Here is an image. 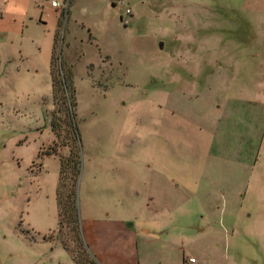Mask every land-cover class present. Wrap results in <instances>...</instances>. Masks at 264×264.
Instances as JSON below:
<instances>
[{"label": "rangeland", "instance_id": "rangeland-1", "mask_svg": "<svg viewBox=\"0 0 264 264\" xmlns=\"http://www.w3.org/2000/svg\"><path fill=\"white\" fill-rule=\"evenodd\" d=\"M71 1L70 13H74L84 25L65 23L66 28L63 25L62 33L58 31L57 34L56 55L60 52V58L67 62L65 52L67 42L71 40L68 51L76 87L80 141L73 137V125L67 110L53 113L58 108L53 95L47 99L46 110L41 102V98L50 93L47 60L40 62L35 75L24 68L0 69V264H96L80 239L74 212L66 211L65 206L72 199L68 195L77 186L80 211L82 156L79 175L74 166L78 147L81 146L84 163L87 160L84 156L91 146L115 143L117 133L122 129L120 118L139 116L143 108L148 107H153L157 113L158 95L153 90L160 89L166 83L165 79L179 75L183 80L180 88L187 83L205 81L207 73L199 71L201 67L206 68L201 65H205V59L199 55L207 49V36L215 37L212 49L215 55L228 51L230 37L238 40L235 45L244 49L242 54H249L248 57L240 56V59H253L254 52L264 53V25L258 21L259 15L244 8V0H124L132 10L130 14H125L126 5L118 0L116 5L112 4L115 0H70V5ZM160 42H163L162 48ZM222 68L212 70L213 81L226 80L232 75L230 71L223 72ZM252 68L251 74L244 73L252 75L246 81L251 84L264 81V67ZM253 88L246 89L248 96L255 95L257 90ZM185 90L194 91L199 96L208 91ZM260 90L264 99V89ZM211 94L219 99L222 90L215 88L210 90ZM144 99H155L156 104L148 106ZM249 109L246 103L245 111L242 107L239 115L243 116ZM225 114L233 123V115L229 111ZM246 117L247 129L253 128L249 115ZM45 119L50 126L55 119L58 127L57 132L52 129L56 139L41 152H59L61 149L59 153L65 161L58 187L62 199V224L49 234L50 239L62 247L51 241H30L27 236L28 228L43 232L53 228L56 222L55 217L50 218L48 214L43 220L37 217L25 197L24 161L32 156L41 141L31 129L40 126ZM155 122L158 121L152 120L149 132L152 134L149 136L151 144L158 143V131L153 127ZM127 123L124 122L125 128ZM134 123L135 130L130 128L131 132L137 138H147V134L143 137V123ZM131 124L129 122L128 127ZM257 128L264 133V115L257 122ZM237 129L233 126L223 138L229 150L243 138L238 136ZM217 140L212 146L215 155H219ZM25 141H29L27 146H20ZM134 143H137L136 139ZM258 149V162L247 176L246 185L241 186L243 195L240 200L227 201L219 195L214 196L210 201L215 209L226 213L214 218L215 223L212 218L201 217V214L189 218L191 222L215 225L217 238L213 243L221 244L220 252L226 256L224 260L228 264H264V140L258 144ZM199 158L205 162L213 161L205 153H199ZM27 190H31L29 185ZM27 205L30 206L27 208ZM234 207L240 210L234 212ZM187 248L186 260L193 251L192 247ZM216 257L215 254L209 255L211 261H216Z\"/></svg>", "mask_w": 264, "mask_h": 264}, {"label": "crops", "instance_id": "crops-1", "mask_svg": "<svg viewBox=\"0 0 264 264\" xmlns=\"http://www.w3.org/2000/svg\"><path fill=\"white\" fill-rule=\"evenodd\" d=\"M56 1L61 4L59 7L52 6L50 0H0V69L24 68L35 75L40 62L47 60L51 86L50 93L41 98L45 110L47 99L52 97L51 57L56 34L62 33L65 23L84 25L70 13L72 1L71 5L70 0ZM118 1L127 5L124 0ZM64 2L68 4L67 9L63 7ZM117 3L115 0L112 4ZM244 8L259 15L258 21L264 25V0H244ZM209 36L205 53L199 55L205 59V65H201L206 68L199 69L207 73L205 81L184 83L186 86L180 88L183 80L179 75L165 79L160 89L153 90L158 95L157 113L153 107H148L143 108L139 116L120 118L122 129L115 143L91 146L84 163L80 146V234L98 264H228L220 252L221 244L213 243L217 238L215 225L191 222L189 218L201 214L215 223L214 218L226 213H219L210 200L219 195L222 200L237 202L243 195L241 186L246 185L247 176L257 164L258 144L264 140L263 131L257 128V122L264 115L260 90L264 89V81L251 84L246 80L252 75L244 73L251 74L254 66L264 67V53L254 52L251 56L255 58L240 59L249 54H242L244 49L235 45L238 40L230 37L228 51L215 55L212 51L215 37ZM68 50L65 60L72 64ZM217 67H223V72L230 71L232 75L226 80L213 81L211 73ZM252 87L257 91L249 97L246 89ZM191 88L208 91L203 93L205 96H199L185 90ZM215 88L222 90L219 99L210 95V90ZM143 101L148 106L156 104L155 99ZM246 103L250 112L240 116V109L244 107L245 111ZM228 111L235 118L231 120L233 123L226 117ZM246 114L253 128L247 129ZM152 120L158 121L153 124L158 131V143L154 144L149 139ZM125 121L128 122L126 128ZM135 121L143 123V137L147 134V138H137L131 132L130 128L135 130ZM129 122H132L131 127H128ZM39 125L31 129V133L41 141L32 156L24 161L25 197L37 217L43 220L48 214L50 218L55 217L56 222L53 228L43 232L28 228L27 236L30 241H51L61 246L48 238L58 229L60 221L61 149L39 156L40 151L56 139L46 119ZM233 126L243 138L229 150L223 138ZM99 133L104 136L103 131ZM216 138L219 155L212 152ZM28 142L20 146H27ZM199 153L209 154L213 161L198 159ZM219 156L223 161H218ZM233 209L234 212L240 210ZM188 246L193 248L191 256L196 257L195 263L186 260ZM211 254L217 256L216 261L209 259Z\"/></svg>", "mask_w": 264, "mask_h": 264}, {"label": "trees", "instance_id": "trees-1", "mask_svg": "<svg viewBox=\"0 0 264 264\" xmlns=\"http://www.w3.org/2000/svg\"><path fill=\"white\" fill-rule=\"evenodd\" d=\"M56 49H57V34L55 37V43H54V49L51 57V77H52V95L54 104L56 105V108L53 113L59 112L62 109L67 110L71 122L73 125L72 134L73 137L80 141V133L77 126V98H76V87L74 85L73 80V68L71 64H68L67 62L63 61L60 58V52L56 55ZM61 93L60 96H58V93ZM51 126L54 131L57 132L58 124L54 120L51 121ZM57 136H59V133H57ZM43 153L40 151L39 156H41ZM76 157L77 160H75L74 166H76L77 174L80 173V164H81V154H80V146L78 147V150L76 151ZM65 164L64 158L61 157V172L63 170V166ZM60 184V182H59ZM71 200H69V203H66V211H73L75 215L76 222L78 224V230L80 239V216H79V208H78V198H77V186L73 187L71 193L68 195ZM69 198V199H70ZM58 205H59V213H60V221H59V227L62 224V199H61V192L58 188ZM50 238V236H48ZM83 243V241H82ZM84 244V243H83ZM85 246V245H84ZM96 264H98L96 262Z\"/></svg>", "mask_w": 264, "mask_h": 264}, {"label": "built area", "instance_id": "built-area-1", "mask_svg": "<svg viewBox=\"0 0 264 264\" xmlns=\"http://www.w3.org/2000/svg\"><path fill=\"white\" fill-rule=\"evenodd\" d=\"M51 5L54 6V7H59L61 4L56 1V0H51ZM67 2H64L63 4V7L64 9H67ZM125 6V5H124ZM132 12L131 8L129 6L126 5L125 7V14H130ZM196 257L195 256H189L187 261L190 262V263H195L196 262Z\"/></svg>", "mask_w": 264, "mask_h": 264}, {"label": "water", "instance_id": "water-1", "mask_svg": "<svg viewBox=\"0 0 264 264\" xmlns=\"http://www.w3.org/2000/svg\"><path fill=\"white\" fill-rule=\"evenodd\" d=\"M159 46H160V48H162L163 47V42H160Z\"/></svg>", "mask_w": 264, "mask_h": 264}]
</instances>
